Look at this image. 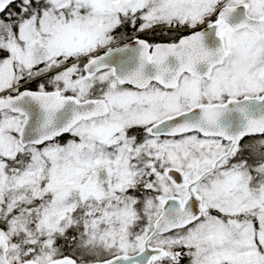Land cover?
Returning a JSON list of instances; mask_svg holds the SVG:
<instances>
[{"label": "rangeland", "instance_id": "obj_1", "mask_svg": "<svg viewBox=\"0 0 264 264\" xmlns=\"http://www.w3.org/2000/svg\"><path fill=\"white\" fill-rule=\"evenodd\" d=\"M43 1L46 4L40 12H28L20 18L24 20L18 29L14 30L9 21L0 23V94L109 43L113 38L110 32L120 24L122 14L138 13L141 24L153 28L172 20L196 21L215 3ZM230 2L246 4L252 16L264 18V0ZM220 33L234 55L211 81L195 85L193 93L189 85L187 91L175 92L169 98L155 89L136 93L118 87L110 72L87 79L84 68L76 64L50 79L52 88L65 89L81 99L102 96L111 105L108 116L80 123L71 132L72 139L61 144L55 141L23 148L18 141L23 116L0 111V212L8 190H30L26 203L32 197L44 198L35 209H26L16 200L7 204L6 235L14 238L8 251L11 264L27 258L41 264L53 259L51 230L69 225L76 215L95 242L117 251L142 249L146 237L141 240L138 233L132 236L130 228L143 216L152 224L166 197L188 195L187 185L176 186L168 179V168L182 170L189 183L212 168L228 148L220 139L199 134L153 138L145 128L200 102L264 91V37L247 30L233 33L226 27ZM35 82L43 89L41 82ZM8 94L0 95V100ZM129 127L143 132L130 134ZM250 156L258 157L255 150ZM246 163L229 160L195 187L205 204L223 217L209 212L197 225L160 236L153 244L190 248L192 264H264V162L253 165L254 173ZM135 188L151 190L153 196L127 193ZM32 237L36 239L32 241Z\"/></svg>", "mask_w": 264, "mask_h": 264}, {"label": "water", "instance_id": "obj_2", "mask_svg": "<svg viewBox=\"0 0 264 264\" xmlns=\"http://www.w3.org/2000/svg\"><path fill=\"white\" fill-rule=\"evenodd\" d=\"M16 0H0V13ZM221 20L234 29L248 27L264 34V20L248 16L244 5L224 7L219 12ZM218 24H210L173 44H160L153 53L146 43L132 42L109 51L89 61L85 69L94 74L114 68L115 75L127 84L144 88L151 82H159L175 88L183 73L198 78L209 77L215 66L221 65L229 55L223 37L218 35ZM11 110L25 116L19 132L23 147L29 144L43 145L70 132L82 120L104 117L109 108L105 100L80 101L75 96H61L56 91L24 89L16 96L0 101V111ZM152 136H179L199 132L204 137H219L234 143L246 135L264 133V94L261 97L231 98L225 103L200 104L152 124ZM224 157L211 171L216 170ZM210 173V172H208ZM208 173L188 185L189 196L165 199L144 248L135 254H118L98 264H152L155 258L165 254L160 247L150 245L158 235L186 228L197 222L204 211L202 197L193 189ZM168 177L178 185L185 182L178 169L167 171ZM9 242L0 235V264H10L7 259ZM21 264H38L26 260ZM47 264H79L73 257L63 256Z\"/></svg>", "mask_w": 264, "mask_h": 264}, {"label": "trees", "instance_id": "obj_3", "mask_svg": "<svg viewBox=\"0 0 264 264\" xmlns=\"http://www.w3.org/2000/svg\"><path fill=\"white\" fill-rule=\"evenodd\" d=\"M213 1H215V3L212 6V10L205 14V16L203 17L204 20L210 16V14L217 8V6L223 0H213ZM132 19L133 18L122 17V24L119 25L118 27L122 29H130L129 30L131 31L130 33L136 31L140 27V20L136 19L135 21H133ZM174 24H181L183 26L189 25V23L183 24L180 21H175ZM193 24L198 25L199 21H194ZM182 34L183 32L181 31H175L173 36H167V37L162 36L161 38L163 40H171L173 38L174 39L178 38ZM41 84L46 89L50 88L46 81L44 82L42 81ZM36 85L37 83H31L29 87L32 89H36L37 88ZM128 132L141 135L143 130L140 128H131L128 130ZM70 138L71 136L68 137L66 136L65 138L61 139V143H63L64 141ZM255 141H256L255 151L256 152L259 151L260 153L263 152L264 146H262V144H259L260 139H255ZM20 160H25V159L21 158ZM127 193H133L137 197L153 196V194H151L152 193L151 190L144 191L139 188H135V190H128ZM25 195L27 197H31V192L30 190H27V188H24V190L21 191L20 188H18L17 191L8 190L6 192V198H5L6 205L3 206L0 212V233L2 232L9 233V227H8L9 217L5 213L6 212L5 208L7 204H9V201L16 200L18 201L17 202L18 205H22L26 209H35L44 202V198L32 197L30 198V202L26 203L24 201ZM210 212H212L214 215H218L219 217H223L221 214H219V212H216L213 209H210ZM152 224L146 220L145 216H143L141 221L137 222L130 228V233L132 234V236L134 233H138L141 240H144V238L150 233ZM51 232L53 236L52 250L54 253V257L70 255L81 264H96L97 262L106 259L108 256H111L121 251V250L117 251L115 250V248L106 247L103 244H99L95 242V240H93V237L91 236V233L88 232V227L87 228L85 227L84 222L79 215H76L69 225L61 228L53 229L51 230ZM11 239L13 240L14 238ZM35 239H36L35 237L31 238L32 241ZM135 251L136 250H134L133 248L127 250V252H131V253ZM190 252L191 249L188 247L173 246L169 249L168 254L162 260L155 262V264H192Z\"/></svg>", "mask_w": 264, "mask_h": 264}, {"label": "flooded vegetation", "instance_id": "obj_4", "mask_svg": "<svg viewBox=\"0 0 264 264\" xmlns=\"http://www.w3.org/2000/svg\"><path fill=\"white\" fill-rule=\"evenodd\" d=\"M34 2H36V0H17L15 3L11 4L12 6L10 5V7L8 8V10L5 14H3V13L0 14V20L2 22L9 21L8 24L12 25V28L14 30L18 29L20 22L24 20V19H20V18L25 17L28 14V12H27L28 7L27 6L29 4L34 3ZM34 13H37V11ZM218 21H219V19L217 18V19L213 20V23H217ZM224 27L228 28L233 33L239 32V31L232 30L228 25L220 26V28H224ZM120 29H114V30H112V32H110V34L113 33V38L109 43L95 48L93 51L89 52L88 54L84 55L83 57H79L78 59H76L74 61H72L73 60L72 59L70 61L69 65L61 68L56 75L63 73L69 67H71L72 65H75V64L77 67L78 66L82 67L85 70L86 63L88 61L92 60L94 57H96L98 55H102L104 53H107L108 51H111L113 49H117V48L121 47L122 45L129 43L131 41H136V42L142 41V40L146 41L150 47V52H152L153 48L156 45H158L159 43H172L174 41H177L182 35L189 33V30H190V28H186L184 31L185 33L182 34L179 38H176V39L173 38V39L167 41V40H163L161 37L162 36H166V37L167 36H173V34L175 33V29L167 28V27L166 28H155V29L153 28V29H150L149 31H147L146 34L145 33H142V34L130 33L131 32V31H129L130 29H122V28H120ZM177 31H180V30H177ZM254 34H256V33H254ZM122 37L127 38V39L124 41H119L122 39ZM229 50H230V54H231L232 53L231 48H229ZM71 57L72 56H70L68 58H71ZM104 72H110L111 78L115 81L116 85L122 89L132 90L133 92H136V93H149L155 89V90H158L161 94L165 95L167 98H169L171 96V94H174L175 92L187 91L188 85L190 88V92L193 93V87L195 85H202L206 82L211 81L212 77H214L213 76L214 74H212L208 78H201L200 79V78H196V77L192 76L191 74L185 73L179 79V84L176 88H170L168 86H164V85H161L158 83H150L144 88H134L133 86H129V85L123 83L122 81L118 80L115 77L113 68H111L110 70L99 72V73L94 74V75H87L86 74V76H87V79H95L96 76H98L99 74H102ZM95 86L97 87L96 83H95ZM101 87H102V89H106V87L103 85H101ZM60 91H63V90L60 89ZM63 94H66V93H63ZM67 94H72V93H67ZM233 97L241 98L242 96L239 97V95H237V96H233ZM99 98H101V97L100 96H94L91 99H99ZM226 99L227 98H224L223 101H225ZM106 101H107L109 108H110L111 107L110 103L108 102V100H106ZM200 103H203V102H200ZM170 115H172V114H170ZM167 116H169V115H167ZM167 116H164V117H167ZM159 120H157V121H159ZM254 138H255V136H253V135L244 136L241 139H239L237 141V143H235V144L232 141L228 142V141L221 139V141L224 144L228 145V148L219 157L223 156L224 154H226L230 150H232L230 156L226 157L223 162H225L227 160H232L234 162L248 161V159L251 158L250 155H251L252 151L254 150V143H253ZM244 155H247L248 159L246 157H244Z\"/></svg>", "mask_w": 264, "mask_h": 264}, {"label": "bare ground", "instance_id": "obj_5", "mask_svg": "<svg viewBox=\"0 0 264 264\" xmlns=\"http://www.w3.org/2000/svg\"><path fill=\"white\" fill-rule=\"evenodd\" d=\"M37 1V0H36ZM12 6V5H11ZM121 30V29H120ZM146 34V33H145ZM143 36V35H142ZM168 41V40H167ZM165 42V41H164ZM251 139V138H250Z\"/></svg>", "mask_w": 264, "mask_h": 264}]
</instances>
